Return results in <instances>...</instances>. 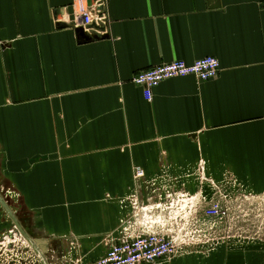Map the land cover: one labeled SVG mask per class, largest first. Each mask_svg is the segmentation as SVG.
I'll return each instance as SVG.
<instances>
[{
    "label": "crops",
    "instance_id": "obj_1",
    "mask_svg": "<svg viewBox=\"0 0 264 264\" xmlns=\"http://www.w3.org/2000/svg\"><path fill=\"white\" fill-rule=\"evenodd\" d=\"M106 9L109 36L82 41L73 0H0V264L100 259L154 214L136 217L132 195L150 209L170 189L210 196L212 182L264 195V0ZM209 55L215 79H167L151 101L132 82Z\"/></svg>",
    "mask_w": 264,
    "mask_h": 264
},
{
    "label": "built area",
    "instance_id": "obj_2",
    "mask_svg": "<svg viewBox=\"0 0 264 264\" xmlns=\"http://www.w3.org/2000/svg\"><path fill=\"white\" fill-rule=\"evenodd\" d=\"M73 6L87 32L108 33L110 18L106 0H94L91 3L87 0H73ZM92 25L97 28H90ZM219 70L218 58L209 55L191 64L172 61L154 65L138 71L132 77V82L142 87L145 98L151 101L154 89L167 79L193 75L201 81H207L217 78ZM198 171L202 183L212 182L205 174L203 161H200ZM144 175V170L138 168L136 176L140 178ZM212 185L215 190L210 196L204 194L205 190H200L199 193L167 190L153 209L139 204L138 198L132 195L130 201L136 217L141 212L152 210L154 214L145 219L140 218V223L129 222L124 227L123 236L100 259L84 262L80 258H71V264H157L185 252L191 246H206L210 240L204 239L207 238L210 226L205 223L209 219L222 217L229 207L228 196L223 192L225 189L214 182ZM202 234L205 238H202ZM39 255L41 254H37Z\"/></svg>",
    "mask_w": 264,
    "mask_h": 264
},
{
    "label": "rangeland",
    "instance_id": "obj_3",
    "mask_svg": "<svg viewBox=\"0 0 264 264\" xmlns=\"http://www.w3.org/2000/svg\"><path fill=\"white\" fill-rule=\"evenodd\" d=\"M227 213L209 219L206 246L189 247L164 264H264V195L244 188L224 190ZM2 209V208H1ZM197 234V236H199Z\"/></svg>",
    "mask_w": 264,
    "mask_h": 264
},
{
    "label": "water",
    "instance_id": "obj_4",
    "mask_svg": "<svg viewBox=\"0 0 264 264\" xmlns=\"http://www.w3.org/2000/svg\"><path fill=\"white\" fill-rule=\"evenodd\" d=\"M61 26H65L62 24ZM90 28H97L96 25H92ZM76 32L79 34V36L82 38V41H92V40H97L101 38H105L109 36V33L105 34H98L95 32H87L83 26H79L76 28ZM39 247L43 252L48 251V244L44 241H39L38 242ZM47 253V252H46Z\"/></svg>",
    "mask_w": 264,
    "mask_h": 264
}]
</instances>
